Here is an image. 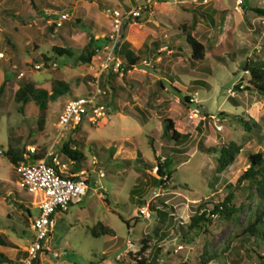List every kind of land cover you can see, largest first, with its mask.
I'll list each match as a JSON object with an SVG mask.
<instances>
[{"label": "rangeland", "instance_id": "1", "mask_svg": "<svg viewBox=\"0 0 264 264\" xmlns=\"http://www.w3.org/2000/svg\"><path fill=\"white\" fill-rule=\"evenodd\" d=\"M202 1L150 0L147 6L146 0H138L108 6L125 10L141 7V16L125 29L123 40L130 42L134 51L143 44L150 49L124 78H118L100 73L103 47L90 63L77 62L92 29L90 18L98 17L106 33L110 29L107 6L100 4L94 13L86 3L77 6L71 0H34V5L30 0H0V85L9 77L0 96V150L4 151L0 154V179H6L11 171L6 155L10 147L26 150L34 146L40 150L51 144L59 115L72 97L65 94L57 101H48L44 110L29 102L20 112L14 95L21 84L33 81L50 91L53 81L64 80L75 95L87 96L95 91L99 78L100 88L107 92V99L103 96L99 101L109 102L97 124L86 120L78 129L65 132L60 142L61 147L71 136L79 143L84 158L74 162L70 171H84L88 191L81 203L55 215L47 249L36 264H136L140 257L132 258L129 253L138 252L143 239L149 246L162 248L158 264H197L204 246L218 251L227 243L231 248L221 258L222 264H264L262 237L236 238L251 218L256 201L235 188L240 172L247 168V155L264 151V100L246 89L249 74L243 70L246 62L264 61V17L252 10L264 9V0H244L238 9L236 0ZM75 7L79 8L76 13L80 20L71 19V25L64 21L55 28L47 22L52 17L44 9H69L74 15ZM78 27L88 33L80 32L71 42L62 39ZM186 31L204 45L203 60L190 58ZM104 42L103 37L98 45ZM8 44L13 47L10 54ZM62 45L70 56L53 52L54 46ZM144 60L147 66L142 64ZM40 64L44 66L36 69ZM186 95L189 103L184 100ZM238 116L255 123V127L248 130ZM166 118L173 121L177 132L186 135L175 147L170 135H164ZM227 142L241 150L232 165L216 174L220 150L209 153L207 149ZM165 158L172 161V181L156 186L152 183L154 167ZM62 160L69 164L66 157ZM229 192L235 194L236 206H243L236 221H222L216 216L210 233L187 235L186 226L195 207L206 201L212 208ZM25 197L29 201L32 196L25 193ZM162 201L174 208L171 222L157 214L164 209ZM143 206L150 211L148 219L139 214ZM29 209L31 217L38 215L37 207ZM20 213L15 211L12 221L0 218V230H5L0 235V250L22 249L32 243L34 232L28 215ZM97 223L111 227L115 236H94L91 229ZM148 254L149 250L144 256Z\"/></svg>", "mask_w": 264, "mask_h": 264}, {"label": "trees", "instance_id": "2", "mask_svg": "<svg viewBox=\"0 0 264 264\" xmlns=\"http://www.w3.org/2000/svg\"><path fill=\"white\" fill-rule=\"evenodd\" d=\"M30 3L34 5V0H30ZM259 16L264 17V9L263 8H253L252 9ZM7 40V38H6ZM105 40L108 39L105 37ZM98 41L92 34L87 36V42L83 48L82 53L78 56L77 62L78 64H88L92 61V59L97 55L100 50V45H98ZM185 42L190 48V58L195 61H200L205 58V47L204 45L198 41L194 36L191 35L189 31H186L185 34ZM130 42H126L123 40L119 55L123 60V67L125 68V72L132 70L140 61H142V57L150 51L147 45H142L136 51L131 49ZM155 47L157 44H154ZM53 52L57 55H68L71 53L66 48L53 47ZM13 47L8 44V52L12 53ZM42 58L44 61H48L47 57L42 54ZM7 70V69H6ZM243 70L249 74V86L246 88L247 90H253L260 98L264 100V61L260 62H246L243 66ZM9 79L6 78L3 84L0 85V95L3 93L4 86ZM239 89V87H237ZM178 92H180L178 90ZM72 90L70 85L63 80H55L51 84L50 91L44 90L36 86L33 81H28L19 86L14 95V101L18 104V111L23 112L24 107L29 102H34L40 109L44 110L47 107L48 101H57L60 97L65 94H71ZM107 99V96H105ZM185 102H190L189 96H184ZM108 100H106V104H108ZM239 120L242 124H246L247 129L250 130L252 127H255V123L250 124L247 120H244L242 117H239ZM77 126L74 130L78 129ZM164 135H170L171 145L175 147L182 140L186 138L185 134L179 133L174 129V123L171 119H164L163 124ZM47 146H44L42 149L37 150L34 154L25 156L26 150L22 149H13L9 148L6 151V155L11 161V163L17 167L18 163L21 161L25 162H36L40 159L44 158V155L47 150ZM220 150V155L216 157V166L215 173L220 174L224 172L236 159V155L240 152V147L233 142H227L219 145V148H208L207 152H215ZM61 151L64 157L70 159L71 161L78 162L82 161L84 158V154L79 146V143L73 138L69 137L62 143ZM175 151V150H174ZM159 159V158H157ZM172 161L170 158H165L164 161L158 162L154 167L156 172L154 173V177L152 178V183L156 186H163L169 181H172V176L174 170L171 169ZM146 175V173H143ZM229 187H232L230 185ZM235 188L237 191H240L247 195L248 199H254L256 201L255 209L253 210V214L250 219H248L247 223L242 226L236 234V238L249 236L259 238L262 237L264 239V151L251 152L247 155V168L240 172L239 177L236 180ZM141 190V189H140ZM134 194L140 193L133 190ZM140 196V195H139ZM235 194L233 192H229L222 201H218L213 203L212 208H209L211 203L208 202H200L196 207L194 212L189 218V222L187 224V235H199L200 233H210V226L213 223L211 215H216L219 220L222 221H236V216L243 208V206L237 207L234 203ZM141 196L138 198V204H141ZM164 206L163 210L157 211L154 206H152L153 211H157L162 218H168L170 222L173 220L174 208L165 204L163 201L161 202ZM30 217L31 212L27 210ZM92 234L96 237L101 235L115 236V231L106 224L97 223L91 229ZM186 235V234H185ZM184 235V236H185ZM193 241V238H191ZM230 246L227 244L221 246L220 250H212L210 251L207 246H204L202 251L199 254L197 264H207L212 261L221 262V258L224 259L225 253L230 250ZM149 250V254L145 257L144 253ZM162 248L154 244L152 246L148 245V241L142 240V247L138 252L134 255L129 253L130 257H140L136 258V264H158L159 256L162 254ZM103 260V258H101ZM0 263L1 264H15L13 260L8 258L5 254L0 253Z\"/></svg>", "mask_w": 264, "mask_h": 264}, {"label": "built area", "instance_id": "3", "mask_svg": "<svg viewBox=\"0 0 264 264\" xmlns=\"http://www.w3.org/2000/svg\"><path fill=\"white\" fill-rule=\"evenodd\" d=\"M202 2L206 3L207 0ZM243 3L244 0H236V9L242 6ZM147 4L149 2H146ZM141 11L142 9L139 6L127 10L118 8L106 10L113 29L106 37L108 43L104 46L105 56L101 62L100 73L124 78L127 72L123 67L119 50L124 39L125 29L135 23L141 16ZM46 13L49 14V12ZM49 15L58 17L54 22L55 28L61 27L63 22L69 20L70 17L69 12H52ZM142 64L148 65L146 60ZM43 66L44 64L35 65V68L40 69ZM52 66L56 67V64ZM20 76H23V73ZM106 94L107 92L100 88L98 78L95 91L92 94L67 101L58 118L56 137L48 146L44 158L36 162L21 161L18 163L16 167L19 174L18 187L37 198L36 202L39 210L38 215L31 217L29 223L30 229L34 232L33 241L25 249V257L18 264H36L39 261L41 254L47 249V239L54 227L55 215L65 213L72 205L81 203L86 195L88 181L84 176V171L71 173L70 166L74 163L70 159L69 164L63 162L60 142L65 138V132L74 130L86 120L91 125H95L104 117L106 103H101L99 99L106 96ZM90 114L93 116L91 119L88 118ZM36 151L37 149L34 146H28L26 147L25 156L32 155ZM0 154H4V151L0 150ZM139 214L147 219L151 217L148 206L139 209ZM211 217L215 218L216 215H211ZM178 249H182V246H179Z\"/></svg>", "mask_w": 264, "mask_h": 264}, {"label": "crops", "instance_id": "4", "mask_svg": "<svg viewBox=\"0 0 264 264\" xmlns=\"http://www.w3.org/2000/svg\"><path fill=\"white\" fill-rule=\"evenodd\" d=\"M71 1H74V4H76L77 6H79L83 3H86V5L85 4H83V5L90 7L91 10H93V12L95 13L97 10L99 11L98 8H99L100 4L107 6L106 8L108 9V8H113V7H108L111 5H116V4L119 5V3L128 4L132 1H134L136 3L138 0H122V1L121 0H93V1L92 0H71ZM149 1L150 0H146V2H149ZM51 5L56 6L53 3H51ZM115 8H119V7H115ZM51 9H44V13L47 14L46 12H49V13H52V12H61V13L69 12V9L62 10V11L54 10V9L51 10ZM78 9L79 8L75 7L74 15H72V12H69L70 17H69V20H66V21H68L70 23V25H71V19L73 20L75 18V19L80 20V18L77 16V13H76ZM119 9H123V8H119ZM123 10H125V9H123ZM100 11L104 12L105 9L100 10ZM106 15L109 19V24H110V29L107 31V33L105 31V25L103 23H101L100 20H98V17L92 16L90 18L92 29L89 32H90V34L94 35L96 40L102 39L103 37L105 38L113 29L111 19L107 13H106ZM51 17H52V19L50 21H47V22L48 23L50 22L53 25V27H55L54 22L56 21V19H54V16H51ZM53 31H55V33L58 32V31H56V29H54ZM80 32H83V31L79 30V27H78V28H75L71 32L68 31L69 37H63V36H61V37L64 41L71 42V41H73V38H75L76 35H79ZM83 33L87 34L88 32L87 33L83 32ZM107 42L108 41L104 42L102 45H100V47L104 48V46L107 44ZM65 47H66L65 45H62V48H65ZM0 54H2V53L0 52ZM41 56H42V54H41ZM2 57H3V54H2ZM25 61L30 63V61H28L26 59H25ZM53 64H55V62H53L52 65ZM56 67H57V65H56ZM6 78L9 79L8 76ZM71 90H72V93L68 94V95H72V97H70V99L79 97L78 94H76V95L74 94V91L72 88H71ZM69 100H67V101H69ZM66 102H65V104H66ZM52 141H53V139L51 140V142ZM18 182H19V174L17 172L16 167L13 164H11V171L7 174L6 179H0V184L2 186V187H0V218L6 217L8 220L12 221V216L15 213V211L18 212V210H21L20 214L23 215V214L27 213L28 220L30 221L31 217H30L27 210L29 209V206L37 207V202H36L37 198L33 195H30V194L22 191L18 187ZM14 192H17V193L20 192V193H22V195L20 197H18L17 195L14 194ZM25 193L27 195L32 196L29 201H28V198L25 197ZM26 220L27 219H25V221ZM0 221H2V220H0ZM4 234H5V230H0V235H4ZM26 248L27 247H24L22 249H18L16 247H13V248H10L9 250L8 249H1L0 253L5 254L8 258L13 260L15 263H18L23 257H25V249Z\"/></svg>", "mask_w": 264, "mask_h": 264}]
</instances>
